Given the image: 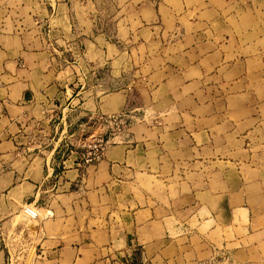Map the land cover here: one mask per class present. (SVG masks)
<instances>
[{"label": "crops", "instance_id": "0c3cea01", "mask_svg": "<svg viewBox=\"0 0 264 264\" xmlns=\"http://www.w3.org/2000/svg\"><path fill=\"white\" fill-rule=\"evenodd\" d=\"M98 1L0 0V264H264V0H186L178 13L163 3L169 18L154 15V0H131L141 44L132 55L149 56L142 49L157 40V25L172 31L174 18L186 44L175 54L183 76L168 78L175 60L166 49L159 54L171 62L157 72L169 94L195 93L139 101L143 119L101 160L78 164L84 149L69 143L72 113L113 110L102 92L91 96L107 81L82 91L85 69L73 58L91 57L90 35L59 26L108 8ZM220 72L231 74L224 97ZM123 96L114 97L118 107ZM23 205L46 213L40 227Z\"/></svg>", "mask_w": 264, "mask_h": 264}, {"label": "rangeland", "instance_id": "374dc122", "mask_svg": "<svg viewBox=\"0 0 264 264\" xmlns=\"http://www.w3.org/2000/svg\"><path fill=\"white\" fill-rule=\"evenodd\" d=\"M154 1H156L157 4H159L161 7H158L157 5V7L153 8V13L155 16L162 18L170 17L168 11L163 8V3H166V6H172L174 11L177 13L180 11L179 7L182 4L181 2L186 3V0H165L166 2H164V0ZM224 1L225 0H193L192 2H198L200 5L208 4L209 6V4L211 3V6H217L218 4L219 6H221ZM102 2H104L102 4L107 5L108 8H93L91 10L92 18L90 20L86 19L85 23H83V18H80V24L71 26L67 21L66 24H62V26H59L63 31H65H62V33H66V31L69 30L71 34L77 35L82 39L84 36L88 38V34L90 35L91 41L87 48L91 53V57L73 58V60L76 61L75 65L77 66V70L80 67L85 69V75H79L84 78H81V81L84 82L88 80V83H90H87L86 86L82 88V91L87 90L88 87L99 85V82L107 81L106 88H95V92L91 94V96H97V94L102 92L103 95H106L102 102L105 111H116L114 113L112 111L111 113L107 114L95 112V115H93L92 118L89 117V115H86L84 117H80L79 120L77 118L80 115L79 111H81V109L73 112L72 117L76 118L77 127L69 134L71 135L69 143H71L74 147L82 148L84 142L92 141L103 136L110 137L112 141V139H114L115 137H123L124 135H126L131 124L143 119L139 116V111L141 110V107L144 106L140 104L139 101L143 100L145 102L146 99H148V96H150L151 94L153 95V98L155 100L162 97H171L169 98V101L171 102L172 99L176 100V98H179L180 96L183 97L186 92L195 93V90L191 91L192 89H186L185 87H183V89H178L180 92L177 90V88L173 90L169 89L170 91L175 90L174 93L169 94L167 92V87L161 83L162 79L164 78V74L157 72L159 68H161L164 64V59L168 60V64L171 60V56L164 57L163 54H159L161 52H164V49L168 50V52H172V55H174L172 56V61L175 60L173 69L174 67L178 69L179 66L182 65V61L179 57H176V55L179 50H181L186 44L183 45V42L179 39L180 35L179 33H177L179 32V28L177 26H174V18H172V23L169 27V29H171L172 27V31H163L162 26L157 25L155 29V33L158 36L157 40L150 42L151 45L149 46L146 45V49H144V47L142 49V52L144 54L146 52V54H148L149 56H133L132 50L136 53L138 51V45L140 44V42H137L132 37V18L137 16L138 14L131 5H128L127 7V4L131 2V0H102ZM93 4H99V1L93 0ZM119 5H123L124 8H121V6ZM154 5L155 3L153 4V6ZM156 8L158 9L156 10ZM221 9H223V7ZM222 15L227 17V10L224 9ZM58 16L56 18H58ZM76 16L82 17V12L76 10ZM169 32H171L170 39H168L167 35V33ZM159 33L160 35L163 33V36L160 37ZM100 43L101 45L105 44L107 46L108 57H101L97 55V50L101 48L99 46ZM220 45V47H226L228 43L222 41ZM118 52H122V54L116 55ZM251 52L253 53V50H251ZM248 65L252 70H258L261 65L260 54H258V56L252 55V59L249 60ZM174 70L176 72L173 71L172 73H170L168 78L172 81H180L183 76L182 73L177 72L176 69ZM218 75L221 77L219 96L224 97L225 93L229 91V87L226 88V86L223 85L222 81H225L231 74H228L227 72H220ZM78 84L79 87L84 86V83L78 82ZM161 86L165 89H163ZM75 88L76 91L81 90L78 87ZM235 89L239 90V86H236ZM240 89H243V87H240ZM252 91L255 92L256 96H260V94H262L261 90ZM70 93L73 92L70 91L69 94ZM117 94L124 95L123 97H125L126 100L124 107H118L119 105L117 104V99L114 98L115 96H117ZM138 107H140V109ZM116 108L120 109L116 110ZM217 108L219 110H222L224 108V105L218 104ZM126 111L131 112V116L124 119V124L120 131H114L112 128L105 125H99L94 121V119L96 117L98 118L100 114L123 115V113ZM200 111H206L205 106H201ZM141 113H143V110H141ZM145 118H149V114H147ZM25 207L26 205L21 206L22 211ZM32 210L35 214H37V217L36 219L31 220L33 221V223L38 224V226L40 227L42 218L46 213H40L39 210L34 208H32ZM209 264L215 263L209 262Z\"/></svg>", "mask_w": 264, "mask_h": 264}, {"label": "built area", "instance_id": "2783aa9c", "mask_svg": "<svg viewBox=\"0 0 264 264\" xmlns=\"http://www.w3.org/2000/svg\"><path fill=\"white\" fill-rule=\"evenodd\" d=\"M131 116V112H124L123 115H104L100 114L98 118L96 117L94 121L99 125H105L107 127L112 128L114 131L121 130L124 124V119ZM137 119V118H136ZM111 141L110 137L103 136L101 138L94 139L92 141L84 142L81 156L76 160L78 164H91L101 160L104 156L107 147ZM33 213L31 206H26ZM35 214V213H34ZM37 217V214H35Z\"/></svg>", "mask_w": 264, "mask_h": 264}, {"label": "water", "instance_id": "95a60500", "mask_svg": "<svg viewBox=\"0 0 264 264\" xmlns=\"http://www.w3.org/2000/svg\"><path fill=\"white\" fill-rule=\"evenodd\" d=\"M23 214L27 215L31 219H36L35 214L29 208H24Z\"/></svg>", "mask_w": 264, "mask_h": 264}]
</instances>
